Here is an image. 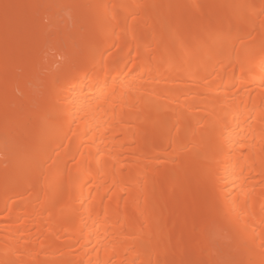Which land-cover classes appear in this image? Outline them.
<instances>
[{"label": "bare ground", "instance_id": "obj_1", "mask_svg": "<svg viewBox=\"0 0 264 264\" xmlns=\"http://www.w3.org/2000/svg\"><path fill=\"white\" fill-rule=\"evenodd\" d=\"M10 1L0 264H264V0Z\"/></svg>", "mask_w": 264, "mask_h": 264}, {"label": "rangeland", "instance_id": "obj_2", "mask_svg": "<svg viewBox=\"0 0 264 264\" xmlns=\"http://www.w3.org/2000/svg\"><path fill=\"white\" fill-rule=\"evenodd\" d=\"M21 1H23V0H21ZM77 1H78V3H81L83 0H82V1L77 0ZM75 2H76V0H75ZM14 6H15V1H14V0H11V1L9 2V7L11 8L12 11H14V10H13V7H14ZM68 6H69L68 4H67V6H64V5H63L62 8H63V7H64V8H63V9L60 8V10H59V13H61V14L57 13V15H56V16H58V14H59L60 17H59V16H58V17H59L60 19H62V20H60V19L57 17V18H58V22H59L60 25L57 23V20H55L56 22L53 21L54 23L51 22L50 24H47L48 27H47V26H43V28H45V29L48 30V33H50L49 31L52 30V28H53L52 25H53V24H54V26H55L54 28H57V27L60 28V27H62L63 24H64L63 26H65V25H67V24H70V26H71L72 23H68V21H70V20H68V18L70 17V15H67V14H68V10H70V8H68ZM61 9H62V10H61ZM66 9H68V10H66ZM63 10H64V11H63ZM57 11H58V10H57ZM60 11H61V12H60ZM65 12H66V13H65ZM69 12H70V11H69ZM65 16H66V18H67V17H68V18H67V19L64 18ZM161 17H164V16H161ZM161 17H160V18H161ZM64 19H65V20H64ZM161 20L163 21L164 19L161 18ZM60 21H61V22H60ZM65 21H67V22H65ZM71 21H72V19H71ZM71 21H70V22H71ZM40 23H41V22L32 23V22H31L28 18H26V17H25V18H22V19H20V20L18 21V25H21V26H30V25H33L34 27H38V28H40V30H41V28H42V24H40ZM56 23H57V24H56ZM159 23H161V21H160ZM159 23H158V24H159ZM43 24H45V23H43ZM51 24H52V25H51ZM158 24H157V25H158ZM49 25H50V26H49ZM159 25H160V24H159ZM159 25H158V26H159ZM186 25H187V26H186L187 28L190 26V24H186ZM68 26H69V25H68ZM70 26H69V27H70ZM158 26H157V27H158ZM51 27H52V28H51ZM220 27H222L221 24H220ZM38 28H37V30H38ZM48 28H49V29H48ZM58 28H57V29H58ZM103 29H104V27H103ZM54 33L56 34L55 31H54ZM50 34H52V33H50ZM55 34H54V35H55ZM197 35H198V36H201V35H202V31H201V30H198V31H197ZM51 37H52V35H51ZM187 39H190V38H187ZM31 41H32V42H31ZM31 41L29 40L28 42H30V43H24V44L22 45L21 50H22L23 53L26 54V55L30 54V53L33 51V50L31 49V45H32V44L34 45V43H36V39H35V37H33V39H31ZM87 43H88V40L84 41V44H87ZM47 45H49V44H47ZM49 48H50V47H49ZM49 48H48V46L46 47V49H49ZM60 49H61V48H60ZM60 49H59V48H58V49H55L54 52H53V50H51V49H50L51 52H49L50 50H49V51L47 50V52H48V53H47V57H49V59H50L49 62L51 61L50 64H51V63L53 64V65H52L53 68H54L53 70H55V68H57V67L59 66L60 62H61L63 51L60 50ZM110 51H111V50L109 49V50H107L106 53H110ZM57 52H58V53H57ZM46 59H48V58H46ZM80 59H82V58H80ZM52 66H51V67H52ZM134 66H135V65H131L132 68H133ZM77 70H79L78 67H76V71H77ZM4 81H5L6 83H10V81H11V77H10L9 74H6V77L4 78ZM4 113H5V112H4ZM0 114H2V115H0V117H2V116L4 115L3 112L0 113ZM167 127L169 128V126H167ZM22 136H23V135H22ZM24 138H25V136H24ZM21 140H23V138H21ZM21 142H22V141H21ZM21 142L19 143L20 145H22ZM19 144H18V145H19ZM18 145H17V148L20 147V145H19V146H18ZM0 158H1V157H0ZM1 160H2V159H0V161H1ZM189 205L192 206V204H189ZM167 224H168V223H167ZM167 224H166V225H167ZM224 224H225V222H224ZM178 226H179V221H178V220H174V221L171 220V221H170V224H169V227H168V225H167V228L165 227L164 229H165V230L168 229L167 231H168L170 237H172V236L175 234V228L178 227ZM173 228H174V229H173ZM213 235H214V234H213ZM222 236H224V237L226 236V237H225L226 240H225V238L222 237ZM214 237H215V240L218 239V238L220 237L219 240H216V241H218L221 245L224 244V243L226 244V248H225V245H222V249H221V250L224 251V252H226V253H224L225 255L230 254V250H227V251H226L227 247L229 246V244H227V242L231 243V242H230L231 240L227 237V235L221 233V234H216V235H214ZM221 237H222L223 239H222ZM227 238L229 239L228 241H227ZM221 241H222V242H221ZM227 245H228V246H227ZM184 248H185V247H183L182 249L179 248V250H180V249H181V250H184ZM185 249H186V248H185ZM199 253H200V254H196V255H193V256H191V257L189 256L190 258H189L188 256L184 257V255L181 254V255H179V257H178V260H180V262H182V263H184V264H205V263H206V262H205V261H206L205 259H200V257H199V259L197 258V256H201V254H203L202 252H199ZM194 256H196V257H194ZM181 257H182L183 259H182ZM182 263H181V264H182Z\"/></svg>", "mask_w": 264, "mask_h": 264}]
</instances>
